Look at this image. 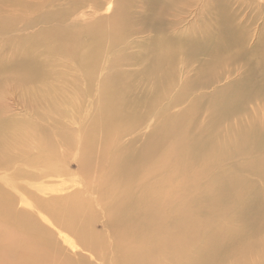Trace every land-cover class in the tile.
Here are the masks:
<instances>
[{
  "label": "bare ground",
  "instance_id": "bare-ground-1",
  "mask_svg": "<svg viewBox=\"0 0 264 264\" xmlns=\"http://www.w3.org/2000/svg\"><path fill=\"white\" fill-rule=\"evenodd\" d=\"M108 2L111 13L101 14ZM229 4L98 1L87 15L94 19L90 24L20 38L11 57L0 60V98L15 83L46 104L39 124L0 108V174L17 171L30 181L58 175L77 141L80 181L96 195L40 197L21 182L20 193L39 210L34 214L15 210L17 196L0 184V264H87L62 253L39 217L108 264H264V37L259 34L247 50L249 33L237 26ZM198 9L194 23L211 14L219 30L204 32H217L213 38L193 40L179 27ZM68 13L48 18L62 23ZM10 26L0 15V30ZM144 32L153 35L144 38ZM131 36L142 39L133 54L126 43ZM199 54L211 61L196 66L204 81L232 55L243 58L251 73L211 95H194L198 78L178 85L176 67L196 63L191 59ZM202 109L207 120L199 124ZM152 117L139 145L120 143ZM100 210L110 215L106 229L97 231Z\"/></svg>",
  "mask_w": 264,
  "mask_h": 264
},
{
  "label": "rangeland",
  "instance_id": "rangeland-1",
  "mask_svg": "<svg viewBox=\"0 0 264 264\" xmlns=\"http://www.w3.org/2000/svg\"><path fill=\"white\" fill-rule=\"evenodd\" d=\"M76 1L77 0H0L1 17L12 21V26L0 30V60L11 57L14 45L20 41V38L22 39L25 37L35 36L38 33H42L43 29L47 30L54 26L59 27L61 25H68L71 26L72 29H77L90 24L94 19L88 17L87 15H89L90 10L98 3V1L101 2L103 0H85V3L82 5L78 4L77 6H72V4ZM241 2H245L244 5ZM248 2L250 1L230 0L229 6L231 5L230 10L238 16L237 26L244 29L246 28L249 33V39L247 42L248 46H246V49L250 50L254 44L258 42L256 39L259 34L264 37V4L261 2L259 4ZM113 6L114 4L110 5V2H108L107 5L102 7L100 13L104 15L110 14ZM70 7H73V9H70ZM106 8H108L107 12L105 11ZM58 10L69 11L67 16L65 15L63 19H60V22L62 23L55 22L52 17L48 18V13ZM198 11L199 9L190 17L182 19L180 21L181 26L179 27H181V29H189V34L193 40L199 38L200 36L213 38L219 30L217 24L211 18V14H207L208 18L206 16L202 22L194 23L193 17H195V14L197 15ZM46 18L49 21H47ZM207 27H213L217 30V32H209L214 33L211 37H209L204 32V29ZM151 35H153V33L144 32L143 37L147 38ZM141 40V38H136V36L126 38V43L132 47L129 50L131 54L136 52L133 48V44ZM192 58L193 59L191 60L196 61V63H191V61H189L188 63H191L189 65L180 63V65L176 67L177 69H180L176 82L179 85L198 78V84H196L192 90V94L194 95H201L203 93L206 96L211 95L213 92L216 93V89L226 87L229 84L238 83L243 76L251 73V70L245 64L243 58L232 55L229 59L220 63V65L219 63H216L214 67L215 73L209 80L204 81L200 74H197L195 70L197 65L199 66L200 64L211 62L210 57L206 54H199ZM142 66L143 64L139 63V65L136 64L135 66H132V68L129 67L127 69L131 68L136 70ZM202 69L205 68L203 67ZM261 71V69L254 71V77L257 81H260ZM70 88L73 92L76 91L73 87ZM164 98L167 99L161 100L160 107L167 103L168 95ZM90 101L91 99L89 100L88 105H90ZM255 105L257 104L250 105V110H254L256 107ZM0 108L2 109V114L6 116L26 119L39 124L40 122L37 120V114L46 110V104L38 99V93H32L31 97H27L17 84L10 83L6 85L3 90L0 98ZM206 120L207 116L205 110L202 109L197 115V121L199 124H203ZM153 121V117L149 118L148 122H143L144 125L130 132L132 134L125 136L121 139L120 143L126 144L130 141H134L135 145H139L143 137L145 138L144 132L150 129V125ZM70 128L74 131L76 129L75 126ZM75 139H78L77 136H75ZM79 148V142L74 141L73 148L71 149L72 154L69 158L62 162L61 173L58 175L48 174L44 179L30 181L26 177H21L17 171H15L10 177L0 174V184L8 188L9 193L13 198L14 196H17L14 198L13 203L15 210L30 209L34 214H37L39 211L34 208L30 201L20 193L18 185L21 182H29L30 190L36 195H40V197H63L66 195L80 193L85 198L91 197L95 199L96 195L93 192L88 191L86 183H84L83 186V183L80 181L81 178L79 177L78 163L76 159L77 149ZM109 215L108 211H98L93 228L97 231L106 229ZM38 220L40 222H44V226L54 232L59 244L61 245L59 250L62 253L72 252L73 254L71 255L74 259L84 258L87 264H108L86 248L76 244L68 233L60 230L45 217H39ZM106 233L108 234V238L111 239L107 230Z\"/></svg>",
  "mask_w": 264,
  "mask_h": 264
}]
</instances>
